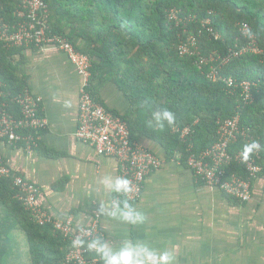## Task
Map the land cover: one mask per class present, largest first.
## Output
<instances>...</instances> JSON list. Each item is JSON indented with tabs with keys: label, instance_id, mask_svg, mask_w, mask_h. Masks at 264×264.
Returning a JSON list of instances; mask_svg holds the SVG:
<instances>
[{
	"label": "trees",
	"instance_id": "obj_1",
	"mask_svg": "<svg viewBox=\"0 0 264 264\" xmlns=\"http://www.w3.org/2000/svg\"><path fill=\"white\" fill-rule=\"evenodd\" d=\"M24 1L0 0V30L18 25ZM41 1L48 10L50 32L91 59L92 96L126 122L132 142L156 155L141 142L151 141L165 150L166 158L188 167L191 154L198 156L218 140L221 122L239 116L248 141L261 144L258 163L263 170L258 177H264V0ZM191 38H196L197 49L189 43ZM184 46L188 53L182 55ZM25 49L41 51L34 44L11 48L0 43V81L6 93L0 105L28 88L13 60L23 58ZM212 69L220 79L209 78ZM228 79L256 84L254 102L244 103L241 89L228 88ZM108 84L115 85L127 102L124 114L107 108L99 98ZM158 107L176 114L173 126L160 127L152 119L151 112ZM8 110L20 116L15 105ZM185 128L191 134L183 140ZM245 144L240 140L230 153L242 152ZM231 165L226 178L233 174L248 178L245 165ZM119 197L120 202L125 200ZM16 230L26 234L32 264H65L75 249L53 224L32 220L17 198L12 177L0 178V264H7Z\"/></svg>",
	"mask_w": 264,
	"mask_h": 264
},
{
	"label": "crops",
	"instance_id": "obj_2",
	"mask_svg": "<svg viewBox=\"0 0 264 264\" xmlns=\"http://www.w3.org/2000/svg\"><path fill=\"white\" fill-rule=\"evenodd\" d=\"M23 56L13 59L20 65L18 75L39 98L40 116L48 126L41 132L38 149L0 142V153L15 174L38 186V206L55 222H70L73 232L98 228L100 237L84 242L90 259L102 264L95 252L88 251L89 242L114 250L134 242L157 253L169 251L174 264H264V177L254 181L251 199L241 203L219 188L199 183L188 167L166 158L165 150L148 140L141 142L163 164L147 177L141 200L131 204L145 222L133 225L119 214L109 216L110 208L102 213L101 201L119 200L100 179L119 177L120 166L75 136L81 76L55 49H25ZM99 98L121 114L128 109L113 84L106 85Z\"/></svg>",
	"mask_w": 264,
	"mask_h": 264
},
{
	"label": "built area",
	"instance_id": "obj_3",
	"mask_svg": "<svg viewBox=\"0 0 264 264\" xmlns=\"http://www.w3.org/2000/svg\"><path fill=\"white\" fill-rule=\"evenodd\" d=\"M19 11V23L15 27H5L0 30V43L7 47H27L34 44L42 52L55 49L64 53L71 64L76 68L83 80L79 98V123L75 133L76 138L93 146L99 156L113 157L120 166L119 177H127L132 183L134 191L129 196L119 194L128 202L136 203L141 200L147 177L158 170L163 162L152 152L148 151L138 142H132L130 130L126 122L113 115L96 101L91 92V59L76 51L74 46L64 37L50 32L48 26V10L41 0H25ZM247 34L248 26H243ZM189 43L197 49L196 38H191ZM184 46L181 54H187ZM193 54V52L191 53ZM236 52L235 56L238 57ZM205 60H202L204 63ZM209 78L218 80V72L212 69ZM228 88L240 90L244 103L254 102L253 88L256 84L243 82L237 84L234 79H228ZM240 88V89H238ZM4 85L0 81V99L6 96ZM15 105L20 116L17 117L8 109ZM240 117L236 116L222 121L218 131V140L215 144L198 156L191 154L187 159L188 167L193 170L197 181L209 186L219 188L227 196L241 202L251 199L252 180L258 178L263 168L258 163L261 159L262 148L255 151L248 159L242 157V152L233 155L230 153L232 145L240 140L250 143L249 132L240 126ZM48 122L40 116V100L29 88H25L18 95L11 98L10 103L0 105V142L9 144L24 143L28 150H36L41 143V132L46 130ZM191 134L189 128L181 132L185 140ZM261 145V144H260ZM192 146L190 147V149ZM237 162L245 165L248 178L243 179L233 174L226 178V169ZM15 172L5 163L0 153V178H13V186L17 191V198L23 203L26 211L30 212L32 220L40 225L53 224L72 242L80 239L83 242L96 240L100 237L98 228L92 225L73 232L70 222H55L46 212L38 206L40 189L27 179L14 174ZM118 196V200L120 197ZM75 246V245H74ZM65 264H98L88 256L86 248L75 246L67 256Z\"/></svg>",
	"mask_w": 264,
	"mask_h": 264
},
{
	"label": "clouds",
	"instance_id": "obj_4",
	"mask_svg": "<svg viewBox=\"0 0 264 264\" xmlns=\"http://www.w3.org/2000/svg\"><path fill=\"white\" fill-rule=\"evenodd\" d=\"M152 119L160 126H173L177 120L176 114L167 108H157L151 112ZM261 145L258 141H252L243 146L242 157L248 159L255 151L259 150ZM100 184L105 190L112 191L124 196H129L133 191L132 183L127 177L104 176L100 179ZM109 216L115 217L119 214L120 218L133 225L143 224L145 216L137 211L127 199L123 202L112 201L107 203L101 201L100 211L103 213L106 209ZM77 247L83 246L84 242L80 239L73 241ZM90 252H95L102 264H174V256L169 251L155 252L145 245L126 242L118 250H114L107 244H101L98 241H92L87 244Z\"/></svg>",
	"mask_w": 264,
	"mask_h": 264
},
{
	"label": "rangeland",
	"instance_id": "obj_5",
	"mask_svg": "<svg viewBox=\"0 0 264 264\" xmlns=\"http://www.w3.org/2000/svg\"><path fill=\"white\" fill-rule=\"evenodd\" d=\"M108 88V87H107ZM13 251L9 253L7 264H30V251L26 234L22 230L13 233Z\"/></svg>",
	"mask_w": 264,
	"mask_h": 264
},
{
	"label": "flooded vegetation",
	"instance_id": "obj_6",
	"mask_svg": "<svg viewBox=\"0 0 264 264\" xmlns=\"http://www.w3.org/2000/svg\"><path fill=\"white\" fill-rule=\"evenodd\" d=\"M79 97H80V93H79Z\"/></svg>",
	"mask_w": 264,
	"mask_h": 264
}]
</instances>
